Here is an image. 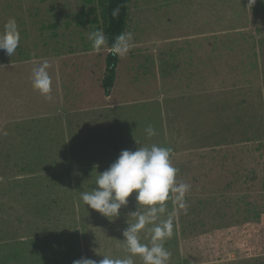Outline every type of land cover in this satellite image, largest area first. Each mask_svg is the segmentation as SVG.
Segmentation results:
<instances>
[{
    "label": "rangeland",
    "instance_id": "1",
    "mask_svg": "<svg viewBox=\"0 0 264 264\" xmlns=\"http://www.w3.org/2000/svg\"><path fill=\"white\" fill-rule=\"evenodd\" d=\"M102 2L0 0V31L14 18L20 33L11 57L0 50V264L126 256L135 193L113 221L80 193L122 150L152 144L191 185L186 212L168 202V264H264V0H128L132 47L108 94L109 50L88 39ZM44 61L50 99L32 87Z\"/></svg>",
    "mask_w": 264,
    "mask_h": 264
},
{
    "label": "clouds",
    "instance_id": "2",
    "mask_svg": "<svg viewBox=\"0 0 264 264\" xmlns=\"http://www.w3.org/2000/svg\"><path fill=\"white\" fill-rule=\"evenodd\" d=\"M256 0H248L249 7ZM92 51L99 53L108 46L103 31L88 34ZM133 34L123 33L110 45V53L123 57L132 47ZM20 33L14 18H10L0 31V50L11 57L19 46ZM47 61L32 70V87L41 96L50 99L51 77ZM148 137L155 136L156 130L151 125L144 129ZM171 150L152 144L139 146L134 151L122 150L117 159L101 173H97L95 187L80 193L85 206L113 221L120 215L122 206L128 204V198L135 193L136 210L129 213L135 222L127 223L123 230L122 247L127 253L122 258L102 256L99 261L81 257L72 264H135L139 257L142 264H168L171 253L164 247V242L173 235V216L168 212V202L175 194L174 201L178 209L187 211L185 196L191 185L177 182L178 169L172 165ZM161 217H166L161 219ZM111 218V219H109ZM149 229L148 243L141 242V231Z\"/></svg>",
    "mask_w": 264,
    "mask_h": 264
},
{
    "label": "trees",
    "instance_id": "3",
    "mask_svg": "<svg viewBox=\"0 0 264 264\" xmlns=\"http://www.w3.org/2000/svg\"><path fill=\"white\" fill-rule=\"evenodd\" d=\"M127 2L128 0H103L102 2V19L105 24L103 31L108 40L106 48L109 50L105 59L106 69L102 79V89L106 94L114 85L118 63L117 56L110 53V45L126 29Z\"/></svg>",
    "mask_w": 264,
    "mask_h": 264
}]
</instances>
